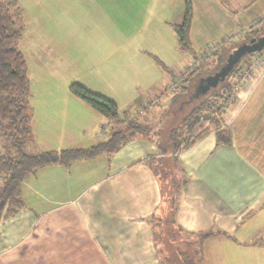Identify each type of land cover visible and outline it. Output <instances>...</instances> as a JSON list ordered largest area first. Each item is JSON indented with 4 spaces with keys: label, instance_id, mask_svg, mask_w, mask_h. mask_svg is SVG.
<instances>
[{
    "label": "crops",
    "instance_id": "0c3cea01",
    "mask_svg": "<svg viewBox=\"0 0 264 264\" xmlns=\"http://www.w3.org/2000/svg\"><path fill=\"white\" fill-rule=\"evenodd\" d=\"M59 1L76 8L78 2L89 4L87 12L97 15L107 26L108 37L126 36L132 21L139 20V24L149 17L151 5L154 11L164 14L167 10L164 5L180 4L172 24L180 23L184 15V0L56 2ZM191 1L194 19L190 37L196 53L209 43L225 41L235 31L247 29L264 14V0ZM172 43L167 42L166 49L153 52L177 73L193 61V55L189 54L188 58L178 55L177 60L169 55L168 59L169 51L176 52ZM40 49L46 52V46ZM57 51L54 48L47 60L43 57V67L54 65L52 53ZM109 57L101 64L117 73L107 79L112 85L99 88L97 83L82 84L113 99L120 112L146 107V104L151 112L157 99L171 98L174 90L172 87L168 90V85L173 76L165 70L160 73L158 64L152 67V63L139 65L138 61H111ZM27 63L29 71L28 59ZM143 72L150 74L146 77ZM56 89L40 94L41 105L59 100ZM67 89L66 93H72L70 85ZM31 94L34 109L32 87ZM73 97L78 106L76 111H62L45 123L32 119V131L37 133L42 150L87 147L106 139L109 128H102L107 123L104 116L81 98ZM149 112L143 114L145 119ZM222 119L232 130L231 146L217 145L215 133L211 132L179 154L183 171L170 158L172 174L178 180L187 179L177 193L175 220L192 234H186L187 238H194L198 247L200 244L201 264H226L225 261L264 264L263 72L257 70L243 81ZM159 155L156 143L135 138L111 157L101 153L76 160L69 166L54 163L38 169L23 183L25 206L0 222V264H162L149 219L167 213L166 198L163 185L144 161ZM210 229H219L222 233L200 243L197 233ZM226 244H233L236 250L229 246L226 252Z\"/></svg>",
    "mask_w": 264,
    "mask_h": 264
},
{
    "label": "trees",
    "instance_id": "16d2710c",
    "mask_svg": "<svg viewBox=\"0 0 264 264\" xmlns=\"http://www.w3.org/2000/svg\"><path fill=\"white\" fill-rule=\"evenodd\" d=\"M22 10L18 0H0V222L15 215L25 206L22 197L23 183L27 177L36 174L41 167L54 163L69 166L76 160L92 158L101 153H107L111 157L127 142L135 138H144L156 143L161 154L159 157L150 156L144 160L152 167L163 185L166 198L164 208L167 209V213L164 216H152L149 219L153 223L160 262L162 264H201L200 244L193 253L189 250L190 247L185 248L184 245L187 242L183 235L192 234L184 231L175 220L177 193L187 183V179L178 180L172 174V166L168 167L166 161L167 158H171L175 167L181 169L179 154L211 132L215 133L217 145H232V130L222 119V114L231 105L226 104V99L231 97L247 63L263 50L247 52L223 81L204 94L197 97L195 88L201 79L215 73L224 65L233 49L262 34L264 26L246 32L236 42L228 43L225 46L226 49L222 48L219 52L200 56V51L198 53L194 51L190 37L194 6L191 0H184L183 19L180 23L172 24V27L177 36L178 49L192 54L197 66L192 71L184 73V78L178 82L171 95L170 100L176 96L180 97L179 105H182L184 112L175 125L169 126L167 136H163L159 130L160 127H156L157 116L151 117L150 120L144 118L143 114L149 112V104H146V107L120 112L113 99L99 95L81 83L73 82L70 84L72 93L98 110L107 120V123L102 126L103 129L109 128L106 139L87 147L43 149L30 153L27 146L32 134L33 108L28 63L19 47L24 29ZM151 56L163 70L173 77L177 76L176 79H178L177 73L159 57L153 54ZM175 117L178 119V116L174 114L168 121ZM218 233L222 231L210 229L197 233L196 237L201 243ZM170 248L173 250L171 256H169Z\"/></svg>",
    "mask_w": 264,
    "mask_h": 264
},
{
    "label": "rangeland",
    "instance_id": "374dc122",
    "mask_svg": "<svg viewBox=\"0 0 264 264\" xmlns=\"http://www.w3.org/2000/svg\"><path fill=\"white\" fill-rule=\"evenodd\" d=\"M56 1L18 0L19 5L23 9L22 13L24 17L23 36L19 42V47L29 60L28 73L35 95V99L33 100L35 109H33V118L36 123H39V120L42 122L44 120L45 123L47 119L61 114L62 111L63 113L68 110L74 112L78 109V106L72 100L74 94L66 93L68 91L67 86L73 82L81 84L85 82L89 84L97 83L99 88L111 86L112 84L107 79L112 78V75H117V73H113L114 70L111 67L109 69V67L101 64V62L108 59L109 55L111 61H138L139 65L152 63V67H156V61L151 56L152 53L155 55L153 51L164 50L166 49L167 42L169 44L173 42L172 44L176 52L172 53L169 51V54H166L168 59L169 55L170 58L175 56L173 60L175 58L177 60L178 55H183L184 58L189 57L190 53L182 54L183 52L178 50L176 33L171 25L176 21L173 16H176L177 9H180V4L176 2L164 5L167 6L164 14L154 11L152 9L153 5H151L152 13L149 14V17L143 19L139 24V20L137 22L132 21V25H128L127 27L126 36L110 35L108 37L105 35L107 26L101 23V20L96 17L97 15L94 17L92 13L87 12L89 4L78 2L79 5L76 8L70 3H61L60 1L58 3ZM84 1L87 2L86 0ZM39 2H41L40 5ZM156 7H162V5H156ZM44 46H46V52L44 49H40ZM223 47V49H226L225 46ZM54 48L58 49L56 54L52 53L56 62H54V65H51V68L43 67L41 64L43 57L47 60ZM157 54L159 55V53ZM157 68L160 73L163 71L160 66H157ZM184 71L185 69L180 72ZM143 73L146 77L150 74L149 72ZM176 78L177 76L172 78L171 83L168 85V90L174 87L173 82L176 81ZM158 85L160 86L161 84ZM55 87H57V93L60 94L59 100H50L41 105V100L39 99L38 101L40 94L43 95L52 91ZM174 88L172 89L174 90ZM137 89L141 91L140 88ZM159 96L160 99L163 97L161 93ZM73 98L76 99L75 97ZM179 98L176 96L172 100L162 99L158 101L157 99V105L146 116L147 120H150L151 117L156 118L157 116L155 125L157 128L160 127L159 130H161L163 136H167L169 126L175 125L179 120V116L183 115L184 109L182 105H179ZM178 106L180 113H178ZM187 108L189 109L190 106ZM152 113L156 115L153 116ZM174 114L178 116V119L175 117L171 121H168L170 120L169 117ZM27 150L30 153L42 150L38 143L37 133L34 134L33 131ZM166 162V165L169 167L171 164L170 159L167 158ZM183 236L187 242L184 245L185 248L190 247L189 250L192 253L199 248L194 238H187V235ZM229 246H232L234 251L236 250L233 244H226V252H229ZM170 249L169 256L173 253L172 248ZM225 262L226 264L228 262L229 264H233V261Z\"/></svg>",
    "mask_w": 264,
    "mask_h": 264
},
{
    "label": "built area",
    "instance_id": "2783aa9c",
    "mask_svg": "<svg viewBox=\"0 0 264 264\" xmlns=\"http://www.w3.org/2000/svg\"><path fill=\"white\" fill-rule=\"evenodd\" d=\"M264 26V14L260 15L259 17H257L250 26L247 27V29L245 30H238L235 31V33L230 34L229 37L225 40V41H217V42H213V43H209L207 44L205 47H203L199 54L200 56H205V55H210L213 54L219 50H221L223 48V46L227 43L230 42L232 40H234L235 38H240L242 37L246 32L252 31V30H256L258 28H261ZM197 66V62L195 60H193L186 68L184 72H180L178 71V79H176L175 82H173V86L175 87L178 82L184 78L185 74L184 73H188L190 71H192L193 69H195ZM261 71L264 73V49L261 53H259L257 56H255L254 59L250 60L247 63L246 68L244 69L241 77L239 78V80L237 81V85L235 86V88L232 91V95L231 97L226 99V104L230 105V101L234 98V96H236L238 87L243 83L244 80L248 79L249 77L252 76V74L255 71ZM172 87V88H174ZM235 99V98H234ZM230 103V104H229Z\"/></svg>",
    "mask_w": 264,
    "mask_h": 264
},
{
    "label": "water",
    "instance_id": "95a60500",
    "mask_svg": "<svg viewBox=\"0 0 264 264\" xmlns=\"http://www.w3.org/2000/svg\"><path fill=\"white\" fill-rule=\"evenodd\" d=\"M264 49V32L258 37H253L249 42H243L231 51L221 68L213 74L201 79L195 88V95L198 97L204 94L211 87L217 86L223 81L234 65L241 60L247 52L262 51Z\"/></svg>",
    "mask_w": 264,
    "mask_h": 264
}]
</instances>
